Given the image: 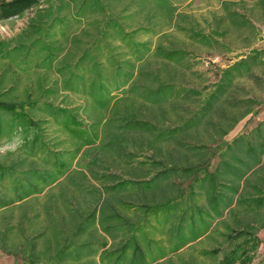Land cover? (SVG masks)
Returning a JSON list of instances; mask_svg holds the SVG:
<instances>
[{"label":"trees","instance_id":"trees-1","mask_svg":"<svg viewBox=\"0 0 264 264\" xmlns=\"http://www.w3.org/2000/svg\"><path fill=\"white\" fill-rule=\"evenodd\" d=\"M28 13L23 30L0 42V56L29 76L36 61L58 79L44 87L38 76L35 98L30 87L20 100L15 85L0 92V144L24 140L0 157V250L27 264H255L264 132L229 133L261 101L230 91L264 50L228 65L202 99L166 72L185 52L136 40L164 38L163 22L179 27L171 0H0V23ZM228 18L249 23L236 12ZM152 51L163 76L142 69ZM69 93L83 103L68 104ZM106 129L119 151L94 148ZM16 210L32 227L23 248L16 233L27 229L10 221Z\"/></svg>","mask_w":264,"mask_h":264},{"label":"rangeland","instance_id":"rangeland-1","mask_svg":"<svg viewBox=\"0 0 264 264\" xmlns=\"http://www.w3.org/2000/svg\"><path fill=\"white\" fill-rule=\"evenodd\" d=\"M171 2L176 7L177 13L182 16L181 19L178 20L179 27L168 28L166 27V23L163 22L161 23V27L162 31L166 34L164 38H158L152 34L139 33L136 40L138 42H148L152 50L156 45H162L164 47H171L173 45L176 49L185 52L187 60L181 64L174 63L170 65L167 67L166 72L171 74L174 72L176 73L177 77L174 79V82L177 83L178 86H181L183 83L185 87L200 88L202 99L205 98L207 94L210 93L213 86L217 84L221 77V73L227 69L228 65H232L235 62L250 57L255 51L260 52L264 50V0H171ZM228 11L236 12L244 16L245 20L249 23L240 25L243 19L238 18L237 23L233 24L228 18ZM30 16L31 13H28L24 17L12 18L1 22L0 42L11 41L18 35L26 26ZM124 52H129V50L124 49ZM217 58H219V60L213 63L212 61ZM147 63H149V65ZM212 63L214 64L213 66ZM145 64L142 69L162 71L161 75L163 76L164 63L161 59L154 56V51L148 55ZM187 65L190 66L185 67ZM8 67L11 71H9L6 76V81L0 84V92H4L12 85H15L14 87L16 90L13 95L14 98L12 99L16 100L24 99L22 95L27 87L31 88V92L34 95L33 98L36 97L38 76H43L44 87L52 86V82H56L55 80L58 79L55 74L45 72L44 69L39 68L36 65V61L31 69V76H29L25 74V72H21L13 62L0 56V76L4 74V71ZM14 78H17V84H12ZM230 92L236 94L237 97L246 98V100L261 101L260 104L264 106L263 55L260 56L258 61L252 66L250 73H245L234 80L233 88ZM65 95L68 96V104L78 105L83 103V98L78 94L69 93ZM62 96H64V94H61L58 100ZM253 120L254 119L247 120L245 123L246 125L244 126L243 123L239 128L244 126L247 130V127L252 126ZM115 122L116 121H114V123ZM111 123L112 120L110 119L107 126L111 125ZM107 132L110 131L106 129L105 132H102L103 134L101 138L96 141L94 148L99 151H119L122 145H112V143L109 145L110 141L104 138V134ZM50 135L53 136V133H50ZM4 144L7 143L3 142L0 146ZM90 157L89 155H84L82 157L76 166L78 170H82V167L90 160ZM71 178L74 179L79 177L78 175H74V177ZM40 198L39 204L40 202H46L48 196L42 195ZM4 215L10 217L11 214L3 213L1 216L3 217ZM21 215V211H14L13 218H10V221L14 225L21 222L22 227L27 229L24 234L16 233L18 239L17 245L23 248V243H25L26 237L30 236L32 227H29L25 220L20 219ZM42 217L44 216L42 215ZM1 229H4L3 220H1L0 223V230ZM259 236L262 240V246L255 264H262V262H264V231H262ZM53 240L54 238H52V241ZM58 241L59 240L54 241V243L56 244ZM39 243L38 241L36 242L38 250L41 252L44 248L42 249L41 243ZM55 244H53V246H55ZM59 244L61 245L63 242H59ZM9 249H7V252L0 250V264H27L25 257H22L21 254H17L18 256L16 258L13 257L9 254ZM73 254H78V251ZM108 257L110 256H107V258Z\"/></svg>","mask_w":264,"mask_h":264},{"label":"crops","instance_id":"crops-1","mask_svg":"<svg viewBox=\"0 0 264 264\" xmlns=\"http://www.w3.org/2000/svg\"><path fill=\"white\" fill-rule=\"evenodd\" d=\"M249 119H254L253 124L252 126L247 127V130H246L244 126L246 125L245 123ZM243 123H244V126L239 128L240 125ZM259 129H261L262 132H264V106L262 105L257 107L252 115H249L245 119L240 121L239 124L229 133V138L231 140L235 137L247 135L250 132H258ZM262 231H264V229Z\"/></svg>","mask_w":264,"mask_h":264},{"label":"clouds","instance_id":"clouds-1","mask_svg":"<svg viewBox=\"0 0 264 264\" xmlns=\"http://www.w3.org/2000/svg\"><path fill=\"white\" fill-rule=\"evenodd\" d=\"M24 140L21 136H16L14 139L7 144L0 146V157H4L8 152H15L22 147Z\"/></svg>","mask_w":264,"mask_h":264},{"label":"built area","instance_id":"built-area-1","mask_svg":"<svg viewBox=\"0 0 264 264\" xmlns=\"http://www.w3.org/2000/svg\"><path fill=\"white\" fill-rule=\"evenodd\" d=\"M218 61V59H215L214 61H212L213 63H216Z\"/></svg>","mask_w":264,"mask_h":264}]
</instances>
